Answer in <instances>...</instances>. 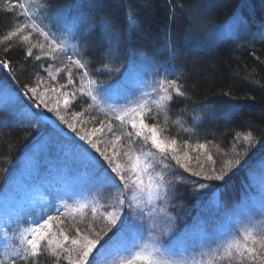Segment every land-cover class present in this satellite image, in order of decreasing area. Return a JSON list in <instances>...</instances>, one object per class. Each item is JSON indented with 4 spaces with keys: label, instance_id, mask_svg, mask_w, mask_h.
<instances>
[{
    "label": "snow or ice",
    "instance_id": "snow-or-ice-1",
    "mask_svg": "<svg viewBox=\"0 0 264 264\" xmlns=\"http://www.w3.org/2000/svg\"><path fill=\"white\" fill-rule=\"evenodd\" d=\"M16 4L21 9V13L27 16L31 22L20 24L14 31H10L4 39L11 40L12 37L18 36L22 43L31 44V37L36 33L43 37L44 42L28 47L27 57H32L33 49L37 47L40 49L41 55L35 57L36 61H40L44 57L55 59L57 54H62L68 57L70 64H75L82 70L78 76L79 80L85 81V78H89L86 81L89 85L87 91L81 86L75 92L63 93V107L67 108L73 104L77 92L80 95L89 97L97 108H99L101 102L123 99L126 102V107H121L119 110L111 108L110 111L115 120L120 121L122 124L129 123L131 125L134 135L133 131L127 133L129 141L137 137L142 138L145 143L150 141L152 147L158 150L164 159H169V152L174 150L176 141L172 140L169 143L162 139L163 129L158 128L155 123L151 125L146 123V120L154 118L153 108L147 102L138 103L136 94L139 93L143 97L147 94L142 92V89L151 87L152 92L157 96L156 108L160 112H164L172 102L174 95H184L177 80L168 78L169 75L173 74L174 69L168 63L149 60L146 57L133 59L131 62H120L119 57L123 54L119 50L120 37L111 33L109 26L105 24L103 38L107 41V48L95 54L101 60H106L115 67L104 65L103 68L97 69L96 74H102L107 69L108 79L106 80L90 79L92 74L89 73L87 66L81 62V59H73V56L93 51L91 45L87 43V35L94 25L87 24L84 29H81L79 23L84 20L83 17L68 21L63 9L52 10L47 4L37 3L36 0H30L28 5L16 0ZM30 7H35V12H29L28 8ZM11 10L12 8L9 9V11ZM129 19L131 20V17ZM44 21H48V24H45ZM53 28L56 31H53ZM233 35H235V32H233ZM45 44H47V50ZM7 51L8 49H5V52ZM172 55L174 56V53ZM41 67L43 68V65ZM0 70L11 73V62L7 59L0 60ZM57 71H60V69H57ZM74 83L72 73L69 72L67 84ZM66 86L62 85V87ZM24 97H28L29 100L35 99L36 103L34 105L30 104L24 100ZM0 102H7L12 111L19 112L21 115L24 114L25 107L30 109L31 118L35 123H29L27 127L39 128L42 126L45 117L48 120L52 119V116L48 115L52 113L57 121L62 125H66L67 130H70L69 134H75L70 142L74 148L71 158L73 161H79L84 166L85 172L74 176L70 197L67 192L63 194L52 192L51 195L54 200L82 199L85 196L92 195L91 190L93 189L95 190V196L105 200L102 205L105 210L103 213H100L97 207L91 208L93 216L99 215L102 226L96 228L94 224H90L86 232L77 227L73 237H70L62 229L59 233L52 232V221L63 223L59 221L57 215H48L46 219L43 218L48 211L55 210L59 212L58 204L54 205L52 201L41 203L38 209L39 214L35 216L33 213L36 209L32 208L24 211L21 208L20 214L16 217L18 225L22 227L23 223H27L30 227L22 230L20 239L23 247L13 252L7 258L6 264H41V257L45 254L50 255L56 261V264H59L62 259L67 264H96L97 254H101L102 250L114 249V252H121L126 251L129 247L136 249L134 255L126 259H120L118 262L109 261L108 258H105L104 264H136L137 261L140 264H200V262L186 261L182 255L178 257L174 249L179 245L181 253H183L186 251L187 246L193 243V237L203 246L206 240L213 238L212 234L206 230L204 224L199 222L194 228L186 229L183 234H178L176 226L179 215H172L166 207H163L168 205L173 198L175 187L179 186V178L177 184L173 185L171 182L166 181L163 172L156 177H150L147 200L152 207L142 205L143 174L152 165L139 156L132 160L127 152L122 153L115 147L116 142L121 140V136L115 134L111 119L107 123L101 121L99 127L82 135L76 124L81 115L80 113H76L73 116V122H69L64 115H61V105L59 103L56 108L49 107V103L44 99V95L38 92L37 87H29L27 84L24 85L23 89L18 90L16 97L10 100L0 98ZM43 109H47V111L45 112ZM118 111L121 114H117ZM129 113L132 114L131 120L128 119ZM105 129L108 130L107 133H105ZM182 130L189 132V129ZM106 134H111L114 137L110 142L113 145L111 151L108 150L107 146L103 148L100 146L101 138ZM56 136L67 140L62 131L56 132ZM77 139L83 143H76ZM51 142L54 141L50 139ZM185 147H187V141H185ZM199 147L203 149L205 146L200 144ZM122 156L129 159L130 166L118 162ZM170 159L174 160L185 172L191 171L181 162L178 156L172 155ZM208 159H212L211 155ZM241 164V159L235 161L236 166ZM165 167L167 166L165 165ZM192 175L199 177L200 173L195 172ZM227 175V172H221L217 175L206 176L204 179L223 181ZM199 188L205 189L207 185L199 184ZM108 191L115 192L116 195L114 197L103 196V193ZM127 193H132V195L129 196ZM79 207L82 210L88 205L81 203ZM218 207L222 208L223 206L218 205ZM257 209L259 220L255 214ZM4 215L6 217L9 215L7 205ZM161 219L165 224L163 229L157 226V222ZM229 222L238 226L242 232L243 240L228 243L217 256V259H236L240 261V264H245V262H248V264H264V197L261 198L258 206L255 204L246 205L239 212H224L222 226L227 227ZM257 225H260V227L258 228ZM145 232L153 241V247L148 251L138 247V241L143 238ZM56 236L63 237V240L54 241L53 237ZM114 237H118V239L114 240ZM165 240L170 245L167 248L164 246ZM54 243L55 247H53ZM68 244L71 247H68ZM0 264H5V261L0 260ZM208 264H211V261Z\"/></svg>",
    "mask_w": 264,
    "mask_h": 264
},
{
    "label": "trees",
    "instance_id": "trees-1",
    "mask_svg": "<svg viewBox=\"0 0 264 264\" xmlns=\"http://www.w3.org/2000/svg\"><path fill=\"white\" fill-rule=\"evenodd\" d=\"M81 1L84 0H36L37 3L47 4L52 10L63 9L64 14L72 13L77 6H81L86 23L94 25L87 35V43L93 51L76 57L87 66L92 79H108L107 69L102 74H96L97 69L104 65L115 67L95 54L107 48L102 31V26L107 24L110 25L109 31L120 37L119 50L123 53L119 57L120 62H130L131 55L139 52L153 59L161 57L164 63L174 69L168 78L177 80L184 93L183 96L173 98L171 107L175 110L190 109L191 114L199 115L198 121L190 122V130L184 137L180 133H173L174 129L163 127L166 136L168 134L177 139L183 138L189 146L202 143L224 150L236 143L238 137L245 135L248 142L242 141L241 145L252 147V150L258 151L257 159H264V11L261 14L258 10L264 6V0L247 1L250 9L242 13L243 25L236 30L234 36L219 40L213 53L183 42L186 10L195 0H93L90 4ZM19 2L28 5L30 0ZM237 3L238 0L226 1L217 8L219 14L214 15L220 21L226 20L233 14ZM225 4L233 5V9L225 8ZM128 10H136L139 15L137 17L141 34L129 36ZM28 11L35 12V7L28 8ZM30 22L21 13L16 0H0V60L7 59L12 64L11 73L0 70V81H14L19 89H23L25 84L29 87L45 84L48 93L54 97L63 98L64 92H75L78 86L81 87L78 76L82 70L77 71L68 64L75 83L67 84L69 71H62L61 62L48 57L36 61L35 57L40 55L38 47L33 49L32 57L26 56L28 47L44 42L42 36L34 33L31 44L22 43L18 36L11 40L4 39L20 24ZM44 23L48 24V21ZM53 31L56 29L53 28ZM250 34L251 39H248ZM158 44H167V48L160 53ZM5 49L8 51L5 52ZM41 65L43 68L51 65V71L46 72L56 75L54 80L52 76L49 79L45 76L46 72ZM57 69L60 72L55 73L54 70ZM76 97L69 106L71 114L80 112L83 107L91 104L86 95L78 94ZM204 107L208 109L205 110ZM215 112L223 115H216ZM52 117L55 119L54 115ZM28 124L15 122L8 113L0 109V191L8 176L16 169L17 161L31 148L32 141L38 134L36 129L27 127ZM244 172L245 169H242L229 176L232 191L228 194V206L241 197ZM181 175L185 174L180 173L177 177L172 174L171 183L176 185L179 178V186L175 187L173 198L168 204L169 212L179 215L177 233L190 228L200 210L195 185L191 178ZM99 211L103 213L105 210L101 207ZM57 216L63 222L55 221L58 230L62 229L70 237L74 236L77 227L86 232L90 224L99 228L101 223L99 215L93 214L83 221ZM67 246L71 247L70 244ZM41 264H56V261L45 254L41 257ZM59 264L67 262L62 259ZM226 264H240V261L234 259Z\"/></svg>",
    "mask_w": 264,
    "mask_h": 264
},
{
    "label": "rangeland",
    "instance_id": "rangeland-1",
    "mask_svg": "<svg viewBox=\"0 0 264 264\" xmlns=\"http://www.w3.org/2000/svg\"><path fill=\"white\" fill-rule=\"evenodd\" d=\"M248 0H238L237 6L234 10V13L224 21L216 19L217 16L212 15L213 9L216 6V3L211 2L206 4L204 11L202 12L200 18L204 21H214L216 24L211 25L213 39L216 44L220 39H227L233 35V32L243 25L244 18L242 13L249 10ZM85 4H90L93 0H84L81 1ZM225 8L233 9V5H224ZM231 6V7H229ZM221 7V6H220ZM81 6L77 8L72 13H65V17L68 18V21L83 17L84 20L79 23L81 29H84L88 23L85 21L84 13L81 12ZM259 12L262 14L264 11V6L258 8ZM129 11V10H128ZM136 10H130L128 12L129 19V36L141 34L139 30V20L137 17ZM139 16V15H138ZM189 16V15H188ZM196 19L194 14H191L188 17V20L184 27V36L183 42L186 45L197 44L196 34L198 31H195L194 28L190 26L191 19ZM204 23V22H203ZM252 26L254 24L251 22ZM210 25V22H209ZM110 27V25H108ZM220 26V27H219ZM102 26V31H103ZM255 28V27H254ZM253 28V29H254ZM248 39H251V34ZM163 42V40L161 41ZM193 43V44H191ZM41 44V43H40ZM216 44L213 46H206V50L209 52L214 51ZM167 48V44H158V52L162 53L163 49ZM45 49L47 50V44H45ZM41 55L40 49L38 51ZM132 56V57H131ZM130 62L133 59H139L146 57L149 60H155L157 62L164 61L160 58H149L143 52L136 53L131 55ZM73 59H77L76 56H73ZM62 63V71H69V65H71L75 70L78 71V67L75 64H70L68 62V57L62 54H57L56 58L53 59ZM69 64V65H68ZM46 69V70H45ZM81 70V69H79ZM43 71H51V67H44ZM53 71V70H52ZM55 73L60 71L54 70ZM45 76L49 79L51 76L56 77V75H51V73H44ZM50 74V75H49ZM81 81V86L87 89L89 88L88 83ZM90 79H92L90 77ZM54 80V79H53ZM94 80V79H93ZM166 86V85H165ZM38 89V92L44 95V99L49 103V107L56 108L57 104L61 105V115H64L69 122H73V116L76 114H71L69 107H63V98L54 97L48 93L49 90L46 89L45 84L35 86ZM80 88V86H78ZM18 90H20L15 82L12 83L0 81V98L11 99L16 97ZM74 92V91H70ZM142 92L147 95L141 97L139 93L136 94V101L138 103L147 102L153 108V117L146 120V123L149 125L155 123L158 125V128L163 129V127L168 129H174L173 133H180L182 137L185 136L186 132L182 129L190 130V122H196L199 120V115L196 113L191 114L189 110H175L171 107V103L167 106L164 112H160L159 109L155 106V101L157 96L152 92L151 87H146L142 89ZM79 93L77 92L76 96ZM176 97L175 95L173 98ZM77 98V97H75ZM24 100L30 104H35L36 101L29 100L28 97H24ZM91 100V99H90ZM91 105V107H90ZM86 108L83 107L80 112V117L76 121L78 130L81 131V134H86L92 129L99 127L100 122L104 121L107 123L111 119L113 129L116 135L121 136V140L116 142L115 147L120 150L122 153L127 152L129 157L132 160H135L139 156L142 160H146L152 165L149 170L143 174L144 180V190L143 195L141 196L142 205H147L149 208L152 207L151 204H148L147 194L149 191L148 183L150 177H156L159 173L163 172L165 174L166 181H172V174L177 175L183 173L188 179L191 178V182L195 185L197 189L198 196V208L193 222L190 225V228H194L197 223H202L206 226V230L212 234L213 238L206 240L203 246L200 245L199 241L193 237V243L189 244L186 248V251L181 253L180 246L175 247V251L178 257L182 255L183 259L186 261L200 262V264H208L211 261V264H226L227 261L234 259H217V256L223 251L224 246L228 243H233L237 240L242 241L243 235L239 230L238 226L234 223L229 222L227 227H223L221 222L223 220L224 212H239L246 205H259L260 200L264 197V159H257L258 151L252 150L251 147H244L240 142H248L247 136L238 137L236 143L227 149H220L212 145H204L205 147L201 149L199 147L202 143H194L190 146L187 144L185 147V141L183 138L177 139L173 136H170L162 132L161 138L171 143L172 140L176 141L174 150H170L169 159H164L161 153L152 147L151 142L145 143L142 138H135L129 141L127 133L134 130L131 128L129 123H121L120 121L115 120L110 109L116 108L120 109L121 107H126L125 100L121 99L119 101L107 100L99 104V108L96 107L94 102L91 101V104ZM43 107V106H42ZM205 110L208 107H204ZM0 109L8 113L11 118L18 123L28 124L35 123L32 120L30 115V109L25 107L24 114L21 115L19 112H14L10 109L7 102H0ZM45 112L46 110L43 109ZM117 114H121L119 111ZM219 115V112H215ZM49 116L54 114L49 113ZM223 115V114H220ZM128 119H132V114H128ZM162 122V123H161ZM59 125V127H58ZM171 127V128H170ZM38 131L37 136L33 139L30 149H27L25 154L20 160L17 161V167L6 179L5 186L0 191V260H4L5 264L7 258L11 256L13 252H16L19 248L23 247V243L20 239V235L23 229L30 227L29 224L23 223L22 227L18 225L17 215L20 214V209L23 208L24 211L29 209H36L33 213L34 216L38 215V209L43 202L52 201V203L59 205V212L48 211L47 215H44L43 218L46 219L48 215H62L71 219H78L83 221L88 218L92 212V207H97L101 209L102 205L105 203V200L100 199L98 196H95V190L92 191V195L85 196L84 198H65L63 200H54L51 195L52 192L68 193V196H71V184L74 176L78 174H83L85 172L84 166L79 161H73L71 154L74 151L72 143H70L75 134H69L70 130H67L66 125H62L59 121L52 117L51 120H48L46 117L42 122V126L35 128ZM63 132V136L67 137V140L56 136V132ZM105 129V133H107ZM147 134V132H145ZM176 136V134H175ZM181 137V136H180ZM50 139L54 142L50 143ZM96 139V137H94ZM114 137L111 134L104 135L101 140L100 146L103 148L107 146L108 150L111 151L113 148L112 143H110ZM76 143L80 142L78 139ZM241 145V146H240ZM252 150V151H251ZM187 153V155H185ZM176 155L180 158L181 162L185 164L191 171L185 172L183 168H180L179 165L175 163L174 160H171L170 157ZM211 155L212 159L209 160L208 157ZM241 159L242 164L239 166L235 165V161ZM125 166H130L129 159L127 157H121L118 161ZM165 165L167 167H165ZM213 169H215L213 171ZM245 169L243 173L242 180V194L239 201L231 203V206L227 205L229 202L228 194L232 191V184L229 180V176L234 173H237ZM199 172L200 176H194L192 173ZM221 172H227L228 175L223 181L209 180L204 179V177L209 175H217ZM174 177V178H175ZM199 184L207 185V188L200 189ZM129 196L132 193H127ZM115 192H105L103 196L114 197ZM138 195H140L138 193ZM95 197V199H94ZM81 203H86L88 207L80 209L79 205ZM9 209V215L6 217L4 215L5 208ZM222 205L223 207H218ZM167 211L169 212L168 205H164ZM110 210V209H109ZM210 211V212H207ZM170 213V212H169ZM257 219L259 220L258 209L256 211ZM52 232L59 233L56 222H51ZM102 226L100 223L99 228ZM157 226L163 229L165 224L163 220L157 222ZM259 228L260 225H257ZM189 229V228H188ZM186 229L182 230L178 234H183ZM54 241H62L63 237L56 236L53 237ZM118 239V237H117ZM114 238V240H117ZM164 246L169 247V242L164 241ZM55 247V243L53 244ZM138 247L144 251L151 250L153 247V241L149 237L148 233L145 232L143 238L138 241ZM114 249L102 250V253L97 254L96 264H104V259L108 258L109 261H119L120 259H126L129 256L135 254L136 249L131 247L127 248L126 251L114 252ZM114 252V253H113ZM136 264H140L139 261Z\"/></svg>",
    "mask_w": 264,
    "mask_h": 264
},
{
    "label": "bare ground",
    "instance_id": "bare-ground-1",
    "mask_svg": "<svg viewBox=\"0 0 264 264\" xmlns=\"http://www.w3.org/2000/svg\"><path fill=\"white\" fill-rule=\"evenodd\" d=\"M226 1H229V0H195V2L190 5V8L186 10L185 24L188 20V17L191 14H194L196 19H193V18L191 19L190 26L192 28H194L195 31H198L196 34V41H195L197 44H194L191 46H193L195 48H206V46H213V44H216L215 40L213 39L212 32H211L212 29L210 28L211 25L213 26L214 24H216L215 20L214 21H204L200 18V16H201L202 12L204 11L203 7L205 8V5L210 4L211 2L216 3L215 8L213 9L212 15H214V13L219 14V13H217V11H218L217 8H220V5L225 3ZM217 18H218V16L216 17V19ZM209 22H210V25H209ZM191 44H193V43H191Z\"/></svg>",
    "mask_w": 264,
    "mask_h": 264
}]
</instances>
